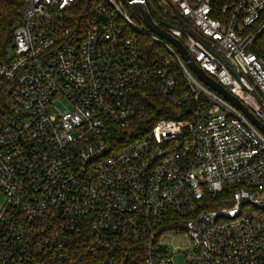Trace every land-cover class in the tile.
Instances as JSON below:
<instances>
[{
    "label": "built area",
    "instance_id": "built-area-1",
    "mask_svg": "<svg viewBox=\"0 0 264 264\" xmlns=\"http://www.w3.org/2000/svg\"><path fill=\"white\" fill-rule=\"evenodd\" d=\"M124 1L25 0L0 61V264H264V135ZM147 1L264 125V0ZM158 101L184 110L154 121Z\"/></svg>",
    "mask_w": 264,
    "mask_h": 264
},
{
    "label": "trees",
    "instance_id": "trees-1",
    "mask_svg": "<svg viewBox=\"0 0 264 264\" xmlns=\"http://www.w3.org/2000/svg\"><path fill=\"white\" fill-rule=\"evenodd\" d=\"M85 1L81 0V3L78 5L79 11L86 6ZM24 4L25 0H0V61L7 59L14 41L15 30L23 22ZM154 20L158 23L161 22L156 14H154ZM142 40L152 48L157 47V44L151 42L145 36H142ZM252 50L264 58V33L259 37ZM156 105L158 108L150 106L152 108L149 109V113L154 114V121L161 118L175 117L177 110H184V108L175 110V107L161 101H158Z\"/></svg>",
    "mask_w": 264,
    "mask_h": 264
},
{
    "label": "water",
    "instance_id": "water-1",
    "mask_svg": "<svg viewBox=\"0 0 264 264\" xmlns=\"http://www.w3.org/2000/svg\"><path fill=\"white\" fill-rule=\"evenodd\" d=\"M128 3L137 11L139 19L145 24V26L151 31L157 33L162 38L171 42L179 53L182 55L183 59L187 63L190 70L201 80L205 85L213 89L214 91L221 94L225 99L230 101L234 106L240 109L250 120V122L256 126L264 135V125L251 113L250 109L244 105L240 100L233 96L227 89H225L221 84L216 82L212 77H210L204 70H202L198 64L194 61L190 55L187 48L183 43L174 38L166 30H164L155 20L153 11L147 0H127Z\"/></svg>",
    "mask_w": 264,
    "mask_h": 264
},
{
    "label": "rangeland",
    "instance_id": "rangeland-1",
    "mask_svg": "<svg viewBox=\"0 0 264 264\" xmlns=\"http://www.w3.org/2000/svg\"><path fill=\"white\" fill-rule=\"evenodd\" d=\"M155 1V5L157 6V8L160 10V11H163L165 12V8L166 6L165 5H161V1L162 0H154ZM124 2H127V0H125ZM125 5V12L130 16V18L137 22L139 25H145L144 23H141L139 18H138V15H137V11L131 6V5H127L125 3H123ZM153 32V31H152ZM155 33V32H153ZM156 35H158L157 33H155ZM159 36V35H158ZM10 54V53H9ZM183 240L180 239V238H177L175 240H173L172 242V245L171 247L174 248V247H178L177 249L178 250H181V247H183ZM175 261H176V264H185V257L184 255L182 254H178L175 256Z\"/></svg>",
    "mask_w": 264,
    "mask_h": 264
}]
</instances>
